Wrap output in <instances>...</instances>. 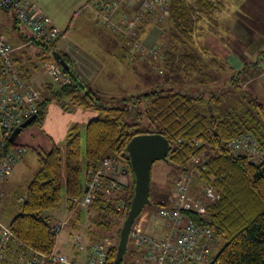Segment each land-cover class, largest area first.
I'll return each mask as SVG.
<instances>
[{"label":"trees","instance_id":"obj_1","mask_svg":"<svg viewBox=\"0 0 264 264\" xmlns=\"http://www.w3.org/2000/svg\"><path fill=\"white\" fill-rule=\"evenodd\" d=\"M166 2V16L160 18L158 13L145 15L137 23L135 37L140 40L158 19L156 24L162 27L165 35V43L159 48L163 55L162 71L167 89L155 88L139 95L116 98L92 90L78 80L73 71L70 74L65 72L68 84L61 88L46 82L40 83L44 99L39 105L37 119L43 117L51 100L63 107L67 105L68 108L73 106L93 110L95 116L86 123L84 129L83 181L80 176L82 147L78 125L67 131L63 150L53 146L47 153H37L39 169L27 183L24 194L19 197V211L8 225L13 237L35 252L62 255L54 251L60 233L72 218V223L79 229L82 220L80 211L85 210L89 213L86 230L91 235L90 244L92 241H102L105 239L101 237L103 234L117 227L116 238L107 250L105 263L115 264L120 226L129 211L133 194V176L128 162L122 156L132 137L157 133L166 137L171 144L164 161L170 167L165 186L169 197L175 180L188 172L190 158L199 155L204 157L201 163L204 170L197 171L191 185L213 188L219 200L209 204L202 216L192 212L183 215L199 226L210 227L217 241L224 242L219 251L213 253L209 264H264V104L251 99L250 107L244 106L242 111H238L233 107L235 101L232 99H235L234 95L242 89L247 76L264 57V51L257 52L240 69L234 70L224 59H219L218 54L213 55L208 47L201 45L203 35L222 41L229 34L228 27L222 22V16L227 12L225 0ZM12 17L13 27L17 28L19 23ZM31 43L39 47L34 56L25 54L24 59L21 56L14 57L21 78L28 82H33L32 78L39 70L36 61L57 62L51 55L50 47ZM61 56L71 68L69 59L63 54ZM223 72L229 80L225 87L220 79ZM190 76L196 78L199 85H211L216 81L221 84L218 83L219 88L215 92L210 90L197 95L186 94L168 85L175 78L188 79ZM225 88L228 89L226 95L231 98L232 105H229L231 109L228 111L219 112L217 106L221 103ZM208 94L211 96L205 99ZM242 134H250L258 142L263 152L258 164L244 155H234L226 148L227 141ZM9 145H13V140ZM106 157L126 162V167L120 173L129 174L130 182L124 184L120 195L119 192L113 194L123 198V208H116V198L110 197L109 203L104 204L105 189L111 179L109 177L101 178L87 207H74L70 202L86 192L89 171L96 170ZM201 190L196 189L193 196H199ZM17 192L15 190L13 195L16 196ZM63 197L71 216L64 221H51L46 213L57 208ZM168 202L151 201V205L143 209H156L158 218ZM59 222H63L64 226L57 237L51 229ZM96 232L103 234L95 238ZM76 236L83 239L81 234ZM73 238V244L77 245Z\"/></svg>","mask_w":264,"mask_h":264},{"label":"built area","instance_id":"obj_2","mask_svg":"<svg viewBox=\"0 0 264 264\" xmlns=\"http://www.w3.org/2000/svg\"><path fill=\"white\" fill-rule=\"evenodd\" d=\"M122 0H91L96 16L105 25L113 27L112 15L122 4ZM0 9L11 12L29 35V43L37 42L57 51L56 46L65 34L53 23L43 10L30 0H0ZM166 0H143L138 13L130 22L123 20L125 33L136 34L137 23L147 14L165 12ZM52 55V53H51ZM53 57V56H52ZM42 68L48 76L45 81L52 86L61 88L68 84L64 68L57 62L46 60ZM44 95L39 84L25 81L21 78L14 59V48L0 34V202L2 200V182L5 181L14 165L22 159L26 148L9 145L10 136L16 128L39 111V105ZM226 148L234 155H244L251 162L258 164L263 152L258 142L250 134H242L226 142ZM202 155L191 157L188 172L180 175L174 182V190L168 198V203L161 210L154 224L144 227L133 224L128 244H132L142 264H209L217 237L213 229L199 226L185 212L196 216L205 214L207 206L219 200V195L211 187L201 190L199 196H193L196 187L191 185L197 171H203ZM119 171L116 160L106 157L96 170L88 173L87 191L79 198H73L71 204L77 208H85L97 190L103 177L111 178L105 189L107 205L116 198V208H123V198L118 195L124 189V184L116 180ZM64 223H56L51 231L58 237ZM81 236L73 238L80 246ZM111 239L92 242L83 262L68 259L55 253L42 254L35 252L24 243L13 237L8 225L0 221V264H105L107 250Z\"/></svg>","mask_w":264,"mask_h":264},{"label":"rangeland","instance_id":"obj_3","mask_svg":"<svg viewBox=\"0 0 264 264\" xmlns=\"http://www.w3.org/2000/svg\"><path fill=\"white\" fill-rule=\"evenodd\" d=\"M237 0H225V6L227 8V12H233V8L236 6ZM162 15V12H159ZM166 13V11H165ZM167 14V13H166ZM13 15L11 12H7L0 9V34L5 38V40L14 48L21 45V47L17 48L18 52H29L35 51L37 46L35 45H28L26 43V38L24 37V33L21 26L17 28H13ZM164 17V14L162 15ZM223 18V17H222ZM158 20V19H157ZM157 20L154 21L153 24L148 28L146 31V35L150 31V28L156 26ZM223 22V21H222ZM225 22V21H224ZM223 22V23H224ZM227 23V22H226ZM136 31L138 29L135 28ZM144 34V35H145ZM19 36V37H18ZM131 36L132 38H136ZM162 38H160L159 42L156 46H152L148 49L149 53L143 55L142 61L139 63L135 62H128V59H125L126 64H130L131 70L130 72L125 71L126 78H118V79H98L93 80L91 84L90 81L87 83L91 86H97L102 88L105 93L109 92L112 96L116 98H125L129 96L139 95L142 93H146L151 91L155 88H165L167 89L168 86L164 81L165 75L162 71V62H163V55L160 51V46L165 43L164 33H162ZM20 38V39H19ZM137 39V38H136ZM203 41H201V45L208 47V50L214 55L218 54L219 59L222 60L224 56L227 55V50H231L228 48V40L226 38V42H224V38L222 41L205 35L202 36ZM162 42V43H161ZM229 43V42H228ZM162 44V45H161ZM240 44V43H239ZM17 51V50H15ZM37 66L39 71L43 72L42 63L37 61ZM127 68V67H126ZM125 68V70H126ZM117 75V73H114ZM224 72L223 75H220L222 86L225 87L229 82L226 79ZM43 79V76H42ZM172 83H168L170 88L176 89L178 91H182L186 94L197 95L198 93L204 91L215 92L219 88L220 82L216 81L213 84H198L196 78L190 76L188 79L183 77L175 78ZM219 83V84H218ZM97 84V85H96ZM221 86V88H223ZM96 88V87H95ZM228 89L225 88L224 96L221 99V103L217 106L219 112H225L230 109L229 105H232L231 98L226 95V91ZM245 96L244 100L242 96ZM211 94L205 96V99H208ZM235 99L232 98L235 102L234 108L238 111H242L244 106L250 107V100L254 99L253 95L248 92L247 89H244L242 84V89L234 95ZM212 108V107H211ZM93 113L95 116V112L93 110L82 111L77 107L68 106L63 107L57 101L51 100L48 105L46 106L45 113L42 118L36 119L30 125L26 126L25 128L21 129L20 133L14 138L13 145L23 146L26 148V152L23 155L22 159H20L13 167L12 171L10 172L8 179L4 182L3 193L4 198L0 203V221L4 225H9L12 218L18 213L20 208V196H22L25 192L27 183L31 179L32 175L39 169V164L37 161V153H47L51 150L53 146H57L61 150L64 149L65 139L67 135V131L74 125H80L81 131V147H82V158H81V180H84V124L88 121L89 115ZM116 164L118 165L119 171L117 173L116 179L122 184H128L130 182V175L129 174H121L120 171L124 167H126V162L122 159H117ZM153 167V166H152ZM164 167V168H163ZM170 171V167L164 162L159 161L154 164L153 167V175L150 185V192H149V199L150 201L154 202H164L166 203L168 200V192L166 189V180L168 172ZM159 172V173H158ZM158 173L160 175L159 179L156 175ZM177 178V177H176ZM158 179V182H157ZM62 181H64V175L62 171ZM200 185H196V189L200 190L203 189L199 187ZM18 190L16 196L13 195L14 191ZM174 190V183L171 189V195ZM170 195V196H171ZM156 209L153 208H144L142 213H140L135 221V224H144L146 226H150L155 223V216ZM82 217V223H80L78 232H74L71 230L69 225L65 226V228L60 233L55 246H62L63 250L62 253L69 255L70 252V243H72V238L76 236V234H81L84 236L85 228L87 225V217L88 212L85 210L80 211ZM51 221H64L67 220L71 215L67 210V203L65 198L63 197L61 204L55 208L54 210L47 212ZM122 225L120 226L121 229ZM117 228V227H116ZM116 228L113 231L103 234L102 232L97 233L95 238L100 237L103 234V238H108L111 240H115L116 238ZM71 233L73 235L71 236ZM102 233V234H101ZM85 237V236H84ZM91 237V235H90ZM86 238V237H85ZM93 242V241H92ZM224 242L222 240H218L213 247V253L219 251L222 247ZM135 252L132 244L127 245V252L123 257V260L120 264H124L126 261V257L129 253V250ZM130 264V263H129Z\"/></svg>","mask_w":264,"mask_h":264},{"label":"crops","instance_id":"obj_4","mask_svg":"<svg viewBox=\"0 0 264 264\" xmlns=\"http://www.w3.org/2000/svg\"><path fill=\"white\" fill-rule=\"evenodd\" d=\"M30 1L37 4L65 34L64 38L57 44L56 50L69 59L71 70L77 79L92 90L104 94H109V92L105 93L102 88H99V85L96 84L99 87L95 86V88L87 82L90 81L93 84L92 81L98 79L126 78L125 71L130 72L131 67L130 64L124 63L125 59L127 58L130 63H140L143 55L149 53L148 49L156 46L162 37L163 29L156 23V26L151 27L148 34H145L140 40L132 38L125 33L123 20L126 22L133 20L143 0H122L123 3L112 15L111 26L113 27L105 25L96 16L95 9L91 5V0ZM233 9L232 13L229 11L222 16V21H225L224 26H227L228 29L226 27L224 28L229 31V34L224 36V42H226L227 38L229 42H227L228 48L231 49L229 51L227 50V55L222 59L228 63V66L234 70H238L257 52L264 51V0H237L236 6ZM156 13L159 14L160 18H163V14L166 16L165 12H162V15L159 12ZM22 30L26 38V43L33 45V43H28L29 35L23 27ZM19 47L21 45L16 48L13 47L15 58L21 56L24 59L25 54L34 56L39 51V48H37L35 51L23 53V51L18 52L17 48ZM35 63L37 65V61ZM114 73H117V75H114ZM32 79L35 84L40 85V83L48 80V76L44 70L43 72L37 70ZM243 87L253 95L255 100L264 104V57L260 60L257 67L247 76ZM93 117L92 113L89 115L88 121ZM78 126L80 128V125ZM85 126L83 129H85ZM153 167L151 180L153 179ZM158 173L156 175L159 179L160 175ZM5 181L1 185L2 200L4 198L3 187ZM155 218L157 219L156 216ZM72 219L69 220V227L72 231L78 232V227L72 223ZM86 229L84 232L86 238L83 236V243L80 246L74 245L73 242L70 243L69 255L61 252L63 248L60 245L55 246L54 251L66 256L70 260L83 262L91 242L90 234ZM72 235L73 233H71ZM129 263L142 264L136 252H133L131 249L124 264Z\"/></svg>","mask_w":264,"mask_h":264},{"label":"water","instance_id":"obj_5","mask_svg":"<svg viewBox=\"0 0 264 264\" xmlns=\"http://www.w3.org/2000/svg\"><path fill=\"white\" fill-rule=\"evenodd\" d=\"M54 59L64 68L65 72L71 73V68L57 51L52 52ZM33 115L25 120L19 128H16L10 136V140L20 133L21 129L30 125L37 119ZM171 150V144L166 137L157 133L139 134L130 139L125 147L122 158L128 162L130 172L133 176V194L129 211L122 222L119 231V239L115 264H120L127 250L128 235L137 216L144 206H150L149 199L151 185V169L155 162L165 161ZM87 191V188H85Z\"/></svg>","mask_w":264,"mask_h":264}]
</instances>
